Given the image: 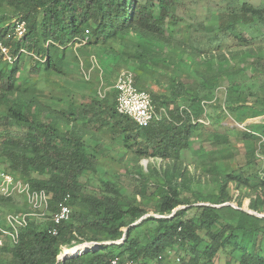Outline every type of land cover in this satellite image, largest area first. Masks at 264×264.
Returning <instances> with one entry per match:
<instances>
[{
	"label": "trees",
	"instance_id": "obj_1",
	"mask_svg": "<svg viewBox=\"0 0 264 264\" xmlns=\"http://www.w3.org/2000/svg\"><path fill=\"white\" fill-rule=\"evenodd\" d=\"M224 1L188 21L179 14L181 0H0V43L17 57L9 64L0 51V170L46 191L50 201L44 220L31 219L16 245L0 248V264H216L222 255L264 264V217L257 215L264 214V3ZM14 19L27 27L18 40L8 38ZM72 50L85 70L96 57L103 72L102 80L99 71L82 78L89 94L80 99L53 80L70 79ZM27 58L33 65L26 74ZM214 60L216 70L204 71ZM123 69L169 118L140 127L118 113L114 84ZM244 71L249 79L236 80ZM102 83L110 89L103 100ZM154 85L166 92L150 90ZM256 98L258 105L250 101ZM205 112L224 132H210L216 150L194 173L185 152ZM255 117L246 130L235 128L238 140L259 144L237 172L225 155L236 141L226 129ZM105 137L120 143L113 160L135 163L125 171L130 190L121 175H99ZM143 159L166 164L145 170ZM65 198L71 219L55 225ZM27 212L24 197L0 195V221ZM89 243L93 250L58 261L65 247Z\"/></svg>",
	"mask_w": 264,
	"mask_h": 264
},
{
	"label": "rangeland",
	"instance_id": "obj_2",
	"mask_svg": "<svg viewBox=\"0 0 264 264\" xmlns=\"http://www.w3.org/2000/svg\"><path fill=\"white\" fill-rule=\"evenodd\" d=\"M243 1L248 2L254 6H258L262 3H264V0H243ZM181 3L182 4H180V11H179L180 16L186 18L188 21H194V20L196 21V20L200 19L202 16L206 15L209 10L214 9L217 5H219L218 3H227V2L224 0H181ZM208 24H211V21H208L207 25ZM77 57L80 58V60H79V62H80L79 68H80L81 65L83 64V59H82L81 55L78 54L76 52V50H72V53H69V63L71 64L72 72H73L70 79L69 78H67V79H65V78H53V80L59 82V84L61 86H63L64 88H68V89L73 90L76 93V98L80 99L79 96H81L82 94L88 93L89 89L81 81L82 78L84 80H86V78L83 74V71H85V69L83 67H81L79 70L80 72H78L76 69ZM32 65H33L32 60L27 58L23 64V66H22V73L27 74L29 72V70L31 69ZM217 66H218V60H214L212 68L205 67L204 71L210 72L211 70H216ZM97 68H95V70H93L91 75L96 71ZM86 72H87V70H86ZM250 76H251V72L244 71L236 77V80H238V81L247 80V79H249ZM86 81H88V80H86ZM162 81H166V79L162 78ZM152 84H153V82L151 81V85ZM227 85H228L227 82H223L220 89H218L217 93H216V96H217V98L221 104H223L224 99L227 95V91H226ZM100 88H99V90H100ZM103 88L107 89V97H108V94L110 95V93H109L110 89L105 87V86ZM149 89L150 90L154 89L155 91H159V89H160L161 91L166 92V88L163 87V89H162V88L157 87L155 85L149 86ZM98 95L101 99L99 92H98ZM258 97H259V99L264 98V89H261L258 92ZM214 99L215 98H213V101H214ZM101 100H103V99H101ZM250 101L255 102L256 105L260 104V102H257V98L251 99ZM54 105H57V104H54ZM260 118L261 117L250 118L245 123L235 122V127L234 126L233 127H227V129H226L227 135L236 141H234L233 146L225 148V155L227 157H230L229 159L231 160L232 166L237 172L240 170V168L244 167V165L246 163V159H245L246 154L254 151L255 149H258L259 144L256 142H246V143L241 142L237 138L240 135V131L235 130V128L237 127L239 130H242V131L246 130L247 125L251 124L252 122H255L256 120H258ZM202 125H203L201 128L202 131H198L194 134V137L192 140L191 151L185 152V159H184L185 165H190L189 170H191L194 173H196L197 166L201 165V163L203 162V159L207 155V153H212V152H215V150H216V146L213 143L212 135L210 134V132L211 131L224 132V130L222 128H220L219 126L213 127L210 123H207L205 125L202 124ZM104 139L106 140L105 148L107 149L106 153L108 155H106L107 157H101V159H100V166H99L100 173H101V174H99L100 177L104 174L105 171H108L111 174H114L117 178H119L118 175H121V181L130 190L131 185H132V181L130 180V177L128 176V174H126L125 171L127 168H132L133 165H135V163L131 160L129 162L127 161L126 163H122V164L119 163L118 161H116L121 156V152L118 149V147H120V143L118 142V140H116V138L115 139H107V137H105ZM110 141L112 142V144L108 145L107 143H111ZM112 157L116 158V160H113ZM165 164H166V162H162V161L156 162L152 159H143L140 162V165H142L145 168V170H147L148 167L151 165H153V166L154 165H161L162 166ZM125 165H129V166L126 167ZM258 166L262 167V169L264 171V159H261V158L258 159ZM254 183H256V180H253V184ZM20 201L21 200H18L19 204L22 203V201L21 202ZM248 202L249 201L246 200L244 203V209L247 211H248V208H247ZM223 206H231L233 208H238L237 205L234 203L233 204L228 203V204H225ZM250 213H252V212H250ZM252 214H254V213H252ZM257 215L260 217H264V214L263 215L257 214ZM263 225H264V223H263ZM6 242L8 244L9 240ZM88 245L90 246L91 250L94 249L95 245L93 243H89ZM66 249H68V248L65 247L62 250V253L60 255V257L62 259L70 257V256L62 257L63 255L66 254L67 251H69ZM175 255H176L175 253L172 254L173 257H175ZM72 256H74V255H72ZM229 262H230V264H235L233 261H230V257H228L226 255H222L216 260V264H228Z\"/></svg>",
	"mask_w": 264,
	"mask_h": 264
},
{
	"label": "built area",
	"instance_id": "obj_3",
	"mask_svg": "<svg viewBox=\"0 0 264 264\" xmlns=\"http://www.w3.org/2000/svg\"><path fill=\"white\" fill-rule=\"evenodd\" d=\"M27 27L25 21L15 19L13 21V30L8 35L12 40H18L24 37ZM85 44L84 41L77 44V47ZM0 51L4 57V61L13 64L17 57L11 52V47L0 43ZM24 51V50H22ZM92 69L98 67L96 57L90 59ZM83 65V64H82ZM81 65V66H82ZM86 80L91 78V71H83ZM114 89L117 92V111L120 115L130 117L140 127H148L153 122H161L169 118V113L165 107L156 106L151 98V95L143 90H140L135 81V75L128 69L119 71ZM103 92V93H102ZM99 94L101 99L107 96V89H100ZM182 107L181 110H184ZM207 124L210 123L207 113L204 118L195 121V123ZM264 181V173L261 174ZM0 195L10 198L22 196L24 197L29 212L23 214H9L3 221H0V247L4 246V241L9 239L13 245H16L19 240L20 233L26 229L29 222L33 218L44 220L50 207L49 196L44 190H33L28 182L13 175L0 170ZM67 198L59 205L58 211L52 218L55 225L63 222H68L71 219V207L67 204ZM57 234V230L53 231ZM122 241L115 242L120 244ZM110 244V243H109ZM111 264H119V258L111 261ZM127 264H134L129 262Z\"/></svg>",
	"mask_w": 264,
	"mask_h": 264
},
{
	"label": "bare ground",
	"instance_id": "obj_4",
	"mask_svg": "<svg viewBox=\"0 0 264 264\" xmlns=\"http://www.w3.org/2000/svg\"><path fill=\"white\" fill-rule=\"evenodd\" d=\"M89 249H90V246L88 244L79 245V246H76L73 249L67 251L66 254L63 255L62 257L82 254V253L86 252Z\"/></svg>",
	"mask_w": 264,
	"mask_h": 264
},
{
	"label": "crops",
	"instance_id": "obj_5",
	"mask_svg": "<svg viewBox=\"0 0 264 264\" xmlns=\"http://www.w3.org/2000/svg\"><path fill=\"white\" fill-rule=\"evenodd\" d=\"M90 64H91V62H90ZM81 67H83V66H81ZM84 69H86L85 67H83ZM82 68V69H83ZM83 69V70H84ZM93 70H95V68L94 69H92V68H90V71H91V73L93 72ZM86 71V70H85ZM96 71L98 72L99 71V77L101 78V80H102V70H101V68H100V66H99V63H98V68L96 69ZM91 75V74H90ZM104 87V85H103V83L101 84V88L100 89H104L103 88ZM9 239H6L4 242V246H6V245H8V244H11L12 245V242L9 240V243L7 244V242L6 241H8ZM4 246H2V247H4ZM2 247H0V248H2ZM59 258H61L60 256H59Z\"/></svg>",
	"mask_w": 264,
	"mask_h": 264
},
{
	"label": "water",
	"instance_id": "obj_6",
	"mask_svg": "<svg viewBox=\"0 0 264 264\" xmlns=\"http://www.w3.org/2000/svg\"><path fill=\"white\" fill-rule=\"evenodd\" d=\"M218 207H221V206H218ZM136 225V224H135ZM107 244H109V243H107ZM111 244V243H110ZM61 260H63L62 258H58V261H61Z\"/></svg>",
	"mask_w": 264,
	"mask_h": 264
}]
</instances>
